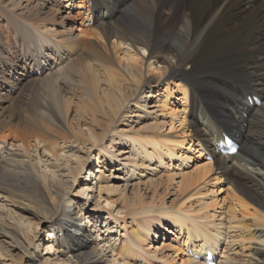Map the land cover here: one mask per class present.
<instances>
[{"label":"bare ground","instance_id":"obj_1","mask_svg":"<svg viewBox=\"0 0 264 264\" xmlns=\"http://www.w3.org/2000/svg\"><path fill=\"white\" fill-rule=\"evenodd\" d=\"M86 2L82 0L80 8ZM92 2L95 27L78 29L76 20L62 11L63 0H0V193L39 220L34 223L26 215L7 210L5 217L19 225L0 218V260L51 264L54 250V254L59 252L57 264H112L117 260L122 264H138V260L177 264L174 256L178 255L181 264H205L195 262L190 252L203 253L208 246L215 253L222 249L218 264H251L252 258L246 262L230 253L235 240L230 234L229 241V235L215 225L208 205H186L178 198L173 208L149 207L160 198L147 195L141 178L130 196L128 184L98 188L100 194L120 192L124 217L111 209L108 213L122 221L124 236H128L120 249L112 248L116 254H104L106 245L89 240L96 224L76 201L93 188L85 185L74 193L72 188L95 154L100 173L108 166H122L120 170L129 174L133 168L128 170L125 165L170 170L184 139L192 142L194 136H201L196 141L199 153L206 150L213 161L204 160L202 167L180 174L182 185L201 175L225 181L234 197L231 219L239 209L264 228V0ZM254 95L262 105L250 102L248 97ZM154 99L156 103L150 105ZM188 99L189 124L183 116L186 108L181 110L178 103L184 100L187 105ZM149 105L155 108L149 112L155 114L148 116L150 122L138 129L119 127L121 120L143 117ZM158 110H169L170 117L179 119L182 132H171L176 129L174 121L165 132L168 121L157 115ZM225 132L241 144L235 156L217 152ZM10 139L12 147L19 144L23 151L8 148ZM120 140H129L131 146L118 150ZM72 144L85 150L69 155L74 164L67 158L71 162L66 171L68 182L59 176L61 169H54L61 168L60 152H69ZM41 148L43 157L49 159L50 154L55 166L42 163ZM33 152L40 157L34 158ZM117 157L124 163H118ZM191 157L186 154L178 159L187 165ZM89 174L98 175L92 170ZM176 175H161L146 184L149 188L168 186ZM129 216L133 221L128 229ZM166 222L172 226L173 237L152 251V232ZM45 223L54 231L48 232L51 243H45V252H41L35 232ZM259 231L264 234L263 229ZM225 240L227 245L222 248ZM259 241L264 244V239ZM249 254L256 257L254 264H264L261 246Z\"/></svg>","mask_w":264,"mask_h":264},{"label":"rangeland","instance_id":"obj_2","mask_svg":"<svg viewBox=\"0 0 264 264\" xmlns=\"http://www.w3.org/2000/svg\"><path fill=\"white\" fill-rule=\"evenodd\" d=\"M87 1L89 3L86 2L84 7L80 8L79 4H80V2H82V0H78V1L77 0H69V1L63 0V3L65 4V6H64L65 9H63L62 11L64 13L70 14V16H72V19L76 20L78 29L80 27L85 28L86 26H90L91 28L95 27V25H94L95 24L94 23L95 17L91 11L93 9V2H92V0H87ZM65 2H67V3H65ZM120 56L124 57V53L123 52L120 53ZM11 68H12V66H11ZM188 100L189 101H188L187 105L185 104L184 100L178 101V103L180 102L179 108L181 110L186 108V112L184 111L183 116L186 118L187 124H189L190 120L192 119V110H191V106H190V99H188ZM155 103H156L155 99L149 101L150 105L155 104ZM150 105L148 107H150ZM147 109L148 110H144V114L139 112L140 114L143 115V117H131L130 119H133L131 121L130 120L129 121H127V120L122 121L121 120L119 122L120 123L119 127L121 129L122 128L123 129L124 128L138 129L139 127H141V125L145 124L146 122H148V121L150 122L151 120H150V118L148 119V116L152 115V117H153L155 114H152V113L150 114L149 112H151L155 108L150 107ZM161 112L162 111L158 110L157 115H160L164 120L168 121V125H166V127H165V129H167V130L165 132H169V130L171 128L170 123L172 121H174V125H175L174 127H176V129H172L171 132H173V133L180 132L181 133L182 129L180 126L181 124L179 122V119L175 120L172 117H170V111L169 110L165 111V113H161ZM222 116L223 115L221 113H219V117H222ZM165 117H166V119H165ZM136 119L137 120L139 119V120L137 122H135ZM236 123H238V122H236ZM128 133H131V132L128 131ZM128 133H123V134H128ZM124 137H126V136H124ZM197 137L202 138L201 136H194L192 142L184 139V142L182 144H180V146L178 147V150L175 154L176 160H174V163L172 162V164H171L172 169H170V170H168L167 167H165V166L160 167V170H159L158 168H155L157 165H155V166L151 165L152 169L151 168L145 169L142 167H131L129 165H125L123 168H126L128 170L133 168V170L130 171L129 174L124 173V171L120 170L122 166H119L120 169H117L116 168L117 166L115 168H112V169H110L109 166L106 168L104 167L106 172L100 173V171H98L99 168L97 166V160H96L98 158L97 154L92 156L87 161L86 167L79 174L78 179L76 180L77 184H75V186H74L75 188L73 187L72 190H73V193L75 192V189H76V191H81L82 187L85 185L93 188L91 190L90 189L87 190V192H89L88 195L86 192V194L78 196L76 201H78L82 204L81 209L86 211V213L88 212L87 213L88 216L91 217L93 219L92 222H94V224H96L95 225L96 228L91 231V234H90L91 236H89V240L94 241L96 243L98 242L100 246L106 245L103 247L104 254H108L109 256L114 254V253L116 254V251H113L112 248H115V249L119 248L120 249L121 246L123 245L124 239L127 238L128 236H124V228L121 226L122 221L118 222L117 218H115L112 214L108 213V211L111 209V210H113L115 215L124 217L125 213H122L123 211L121 209V208H123V206H122V197H121L120 192L114 193V192L103 191L100 194L98 188L100 185H105V184H116V185H118V186L120 185L122 187H123V185L128 184L129 190L127 191V196H130L133 192V188L135 187V183H138L139 178H141V180L143 181V184L141 185V187L144 191L147 192V195H149V196L156 195L160 198L159 202L149 203L148 204V205H150L149 207L154 208L153 206H156V207L173 208L176 206L175 202L178 198L181 200L180 203H185L186 205L187 204H194V206H197L199 204L208 205L209 209L211 210V213L215 215V223H216L215 225H217V226L219 225L218 228L220 229V231L223 234H225L226 236L229 235V236H227L229 241L232 240V239H229V238H231L230 234L233 236V238L235 240L234 247H233L234 251L232 250L233 252L230 251V253L233 255H236V257L238 259H240V256H241L243 259H245L246 262H247V260L252 258L253 261L251 264H254L257 261L256 257L252 256V254H249V253H252V250L255 247L261 246L262 249H264V244L259 241V240L264 239V234L260 235V231H259L261 229L264 230V228H260L258 226L259 225L258 223H260V222H257V221L255 222L254 218L252 217L251 214H249L248 216H245V214H243L241 211H239V209H237L236 218L234 220L231 219L230 207H231V201L233 200L234 197H233L232 193L229 192L230 185L225 183V181L219 182V181H216L215 179H211V178L206 179L208 176H202V175L200 177H198L196 180L189 182V183H184L182 185L183 177H181L180 174L195 171L196 169L202 167L204 163H206V161H204V160H208V155H206L205 151L201 150L200 153H202L203 156L199 155L200 154L199 153V147L196 146ZM77 145L78 144H72V146L68 147L67 150H69V152H64V151L60 152L62 154V158H60L61 168H56L54 170H59V169L62 170L58 174L64 181L71 182V180L68 179L69 177H68V174L66 171H67L68 164L71 162H72L71 164H74V161H73V159L69 158V155L70 154L81 155L84 152L83 150H85V149H80L81 146H79V148H78ZM7 146L10 149L12 148V150L19 149L20 151H23L19 144H16V147H12V140L11 139L9 140ZM118 146H119L118 147V150H119L120 148H126V147L131 146V143L129 142V140L128 141L120 140ZM188 146H190L191 148L190 149L187 148ZM192 148L195 150H198V151L196 152ZM42 152H43V150L41 148L40 154L42 156L41 158L43 159L42 163H51L50 165L55 166L53 164L52 156H50V154L48 155L49 159H52V160H49L48 158L43 157ZM185 152H187L186 154H188L189 156H192L191 159L188 160L187 165L185 162H182L181 159H178V158H184V156L186 155ZM32 155L34 158L38 157V156L40 157V155H37L34 152ZM67 158H69V160H71V162L67 161L68 160ZM116 161L118 163H119V161L124 163L123 161H125V160H121L120 158L117 157ZM179 164H180V167H179ZM44 167L46 168L47 165H45ZM91 170L94 173L98 174V175L95 174L96 178L93 175L89 174V171H91ZM153 170H155L156 172L153 173ZM173 170H175V172ZM142 173L144 175H138V174H142ZM173 173H177V174L179 173V175H176L174 180L167 184L168 186H165L164 184H162V185L153 186V187L149 188L146 184L153 178L159 177L161 175L164 177H167L168 175H171ZM99 174L101 176H103L104 178L101 179L99 177ZM127 174H128V176H127ZM108 175H110V176L108 177ZM123 176H125V178L128 177L127 182L124 181L125 178L123 179L122 178ZM208 181H210L211 183H208ZM210 184H213V185H210ZM212 189L216 190L215 193L213 191H211ZM190 196H191V198H190ZM173 199H175V200L173 201ZM99 204H100V206L97 207ZM7 210L15 211V212L19 213L20 215L21 214L26 215L25 218L33 220L34 223L39 222V220L37 219V216L34 215L31 211L24 210V212H23L22 210L19 209V207L17 205L16 206L13 205L11 203V201H9L7 198H5L3 196V192H1L0 193V213H2L4 215H3V217L0 216V218L4 219L5 221L8 220L10 223H13L15 225H17V224L19 225V223H17L16 221L11 220L8 217H5ZM118 211L120 213H118ZM150 214H151L150 216H153L152 213H150ZM132 221L133 220H132L131 216H129V218L126 221L128 229L130 228ZM206 223L212 226V223H209V222H206ZM110 227H112V228H110ZM99 229H100L99 233L101 235L97 236ZM107 229H109L110 231ZM49 231H54V230H52L50 228L48 223H45V224H41L40 227L38 228V231L35 232L36 235L38 236L35 243L38 245L39 250L41 252L44 250L45 243H46V245H47V243L49 245L51 243V241L49 239L50 238L49 233H48ZM228 231H230L231 233H229ZM152 234L155 235V236H153V239L151 240L152 246L154 247V249H152V251H153V250H155V248L157 246H161L162 244H164L162 242L166 241L169 237L170 238L173 237L172 226H170V224L168 222H166L164 224L161 223L156 228H154ZM150 238H151V236H150ZM171 242L174 245H176V246L178 245V247H180L179 244L176 243L175 241H171ZM227 242L228 241L225 240V243L222 245V248L225 245H227ZM146 246L148 247L149 245H146ZM43 252H45V250ZM170 252L174 253V251H170ZM50 254H52L51 255V258H52L51 264H57V263H55V260H56V258H59L58 257L59 252H57V254H54V250H52ZM174 254H176V252ZM261 256H263V254H261ZM174 257L176 259H178L177 264H181V261H182V259H180L181 255L180 256L179 255L174 256ZM115 258L118 259V256H116ZM142 258H144V256ZM108 260L111 261V257H109ZM138 262L140 264H142L141 261L138 260L137 263ZM164 262H166V261H164ZM3 263L11 264L9 259L8 260L1 259L0 264H3ZM62 264H63V262H62ZM112 264H122V263L120 260H117L115 262H112Z\"/></svg>","mask_w":264,"mask_h":264}]
</instances>
